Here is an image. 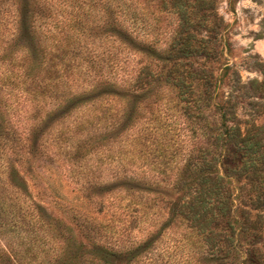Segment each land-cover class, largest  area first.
I'll return each instance as SVG.
<instances>
[{
    "label": "rangeland",
    "instance_id": "374dc122",
    "mask_svg": "<svg viewBox=\"0 0 264 264\" xmlns=\"http://www.w3.org/2000/svg\"><path fill=\"white\" fill-rule=\"evenodd\" d=\"M15 2L0 0V77L8 73L4 49L19 35L24 47L11 57L23 84L7 95L8 116L22 121L36 112L42 121L39 200L63 234L69 227V252L82 256L65 264H105L87 255L96 247L112 254H102L111 264H204L199 235L171 209L178 195L171 182L200 135L192 136L194 117H186L164 75L175 60L184 71L219 78L216 90L235 102L240 121H262L264 0L203 5V15L189 16L188 31L209 55L186 57L172 55L178 15L161 0H30L35 13H26L25 35ZM36 41L43 57L34 79ZM143 68L150 82L135 88ZM132 105L131 124L123 126ZM40 234L38 254L54 263L65 244Z\"/></svg>",
    "mask_w": 264,
    "mask_h": 264
},
{
    "label": "trees",
    "instance_id": "16d2710c",
    "mask_svg": "<svg viewBox=\"0 0 264 264\" xmlns=\"http://www.w3.org/2000/svg\"><path fill=\"white\" fill-rule=\"evenodd\" d=\"M15 3L20 34H28L26 13L33 16L35 11H29L30 0ZM167 5L178 15L177 36L170 47L172 55L208 56L209 53L193 46L188 26L189 16L199 11L203 15L202 6L210 8V0H161L163 8ZM17 36L4 49L9 74L0 77V264H65L67 258L77 260L75 256H82L69 252V243L73 242L69 227L65 226L63 234L58 218L46 213L39 200L42 121L36 112L31 114L30 121L8 116L9 93L18 82L23 84V80L16 81L11 57L14 50L24 47ZM33 37L31 34L29 39ZM31 53L29 70L37 79L43 57L38 42ZM182 64L174 60L164 79L175 88L186 117H194L190 131L192 136L197 132L200 138L192 142L171 182L178 194L171 204L172 213L199 235L204 264H264V117L260 122H241L234 110L235 102L216 90L219 78L200 71H184ZM148 75L149 71L143 68L132 86L142 88L148 84ZM135 109V105L127 107L123 126L131 124L133 118L129 114ZM27 179L35 184L38 198L32 199ZM42 229L62 238L65 244L60 257H53L54 263L38 254ZM102 254L112 255L102 247L87 251L91 259L111 264Z\"/></svg>",
    "mask_w": 264,
    "mask_h": 264
}]
</instances>
